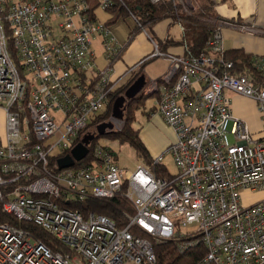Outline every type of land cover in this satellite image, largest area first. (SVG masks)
Returning a JSON list of instances; mask_svg holds the SVG:
<instances>
[{
	"label": "built area",
	"instance_id": "2783aa9c",
	"mask_svg": "<svg viewBox=\"0 0 264 264\" xmlns=\"http://www.w3.org/2000/svg\"><path fill=\"white\" fill-rule=\"evenodd\" d=\"M170 1L185 13L199 6L197 0ZM114 4L0 0V213L13 220H0V264H157L150 238L174 240L179 253L202 243L206 253L200 264H264V198L241 202L243 190H264V139L253 137L233 115L226 93L255 100L264 121V56H252L259 81L249 73H232L233 61L223 59L221 28L230 24L227 20L215 22L199 54L185 43L184 53L162 51L152 38L153 50L139 61H169L161 81L150 82L145 93L154 97L156 112L175 132V140L151 165L164 166L163 158L170 155L173 173L164 166L156 174L146 164L124 171L98 143L90 163L58 167V158L90 132L120 86L112 73L123 46L96 15ZM128 15L144 29L132 11ZM97 38L104 67L96 62ZM115 195L133 208V214L122 212L125 226L72 207ZM15 222L40 226L69 251L52 250Z\"/></svg>",
	"mask_w": 264,
	"mask_h": 264
},
{
	"label": "trees",
	"instance_id": "16d2710c",
	"mask_svg": "<svg viewBox=\"0 0 264 264\" xmlns=\"http://www.w3.org/2000/svg\"><path fill=\"white\" fill-rule=\"evenodd\" d=\"M198 8L190 10L189 13L181 11V7L174 5L170 0H162L157 4L151 3L149 0H115L114 6L107 12H111L112 17L106 21L108 25L113 23L118 16H128V11H132L137 17L138 21L149 28L151 32V27L153 24L160 20L168 19L171 23H176L180 21L183 26V33L179 41H160L158 40V46L163 50L168 45L174 44H186L187 48L193 54H199L200 52L206 50V43L209 36L212 34L213 28L215 27V22L217 20H225L219 18L215 15L213 11V0H197ZM91 9L97 7L96 1L91 5ZM133 31L130 32L132 34ZM152 34V33H151ZM156 40V41H157ZM152 58L145 59L138 64V68L133 73L129 81L119 86L110 96L109 103L105 111L100 113L94 119L90 132L94 133L95 138L88 144V154L86 157L75 162V166H83L93 159L92 149L97 143V140L102 135L97 134L94 129L99 121L106 119L107 116L111 115V107L114 99L121 95L126 87L140 74H145L143 67ZM223 59L231 60L234 63L232 73H249L256 81H259L257 72L253 67L252 55L244 52L242 49H225L223 54ZM146 76V75H145ZM146 85L149 81L146 77ZM157 82L161 81V77L156 79ZM152 98V95H148L142 89L135 97L127 99L123 105V125L119 130L113 132H107L103 135L115 138L120 143H128L132 146L138 157L143 158L147 164L150 165L151 170L158 174L163 173L165 168L160 165H151L152 158L150 157L145 145L139 137L138 129H135L132 125L135 122V113L142 107L145 106L147 99ZM73 208H78L83 212H96L99 214H104L116 221L118 226H125L126 220L124 219L122 212L126 211L133 214V208L130 202L120 195H115L109 199H86L72 205ZM8 216H4L0 213V220L13 221ZM19 227L30 230L37 238H39L43 243H45L52 250H58L61 252H68L69 248L62 243H60L54 236L49 234L46 230L40 226L30 223V222H15ZM131 231L138 235L143 236L135 228H131ZM151 239V244L156 256L157 264H200L203 259L206 249L202 243H197L193 247L186 250L184 253H179L175 247V241H157ZM211 264V263H209Z\"/></svg>",
	"mask_w": 264,
	"mask_h": 264
},
{
	"label": "crops",
	"instance_id": "0c3cea01",
	"mask_svg": "<svg viewBox=\"0 0 264 264\" xmlns=\"http://www.w3.org/2000/svg\"><path fill=\"white\" fill-rule=\"evenodd\" d=\"M213 11L217 17L230 22L229 25H223L221 28L223 44L226 50L242 49L252 56H264V0H213ZM240 23L252 25L254 30L252 32L242 31L237 26ZM176 26H178V29L172 31L171 28ZM138 30L135 29L132 34H129L131 38L128 37L127 42L123 45L120 58L113 64L112 78L119 80L118 85L120 86L130 80L138 68L139 61L153 50V44L150 39L153 38L154 41L159 39L162 42L169 40L179 41L183 33L178 23H171L168 19L160 20L153 24L150 33H147L144 29L145 33L140 31L141 38L139 33L136 34ZM135 34L136 38L142 39V41L140 45L135 44L132 46L129 43ZM93 47L104 54L98 38L93 41ZM162 51L175 54L184 53V45L181 43L168 45ZM150 61L152 62H147L148 64L146 63L143 67L149 83L152 82L150 77H156L168 71V60L165 57H153ZM104 64L106 65V60L102 59L99 66H105ZM132 67L134 69L130 73H127L128 69ZM156 67L159 69L158 72L155 71ZM150 69L154 71L153 74H150ZM124 80L126 81L122 83ZM226 93L231 98L233 115L242 119L252 134L257 132L259 139H264V130H261L264 128V121L256 101L242 94L229 91H226ZM147 101L148 99L143 107L146 121L142 124L134 122L132 126L138 129L140 139L150 157L154 158L175 140V132L163 121L159 113L156 112L154 97L151 98L149 106H147ZM3 127L4 117L2 120L0 119V129ZM144 164L149 165L146 162Z\"/></svg>",
	"mask_w": 264,
	"mask_h": 264
},
{
	"label": "rangeland",
	"instance_id": "374dc122",
	"mask_svg": "<svg viewBox=\"0 0 264 264\" xmlns=\"http://www.w3.org/2000/svg\"><path fill=\"white\" fill-rule=\"evenodd\" d=\"M112 14L113 13H111V12H107L106 10H100V9L97 10V12H96L97 17L100 20L105 21V22L108 21L112 17ZM109 28L111 30V33L115 37L117 43L120 46H123L127 42L128 37L131 38V36H129V34L131 31L134 32L135 29H137V30L139 29L136 34L139 33L140 38L142 36L140 31L143 33L145 30L147 33H150V30L147 26L143 27L144 30L141 29L140 27H138L137 22L135 21V19L131 15L118 16L116 18V20L109 25ZM175 29H178V26L171 28L172 31H174ZM136 34L134 36H132V39L129 38L130 39L129 44H132V46L135 44H138V45L141 44L142 39L136 38ZM147 38H148V36H147ZM94 52H95V55L97 58L96 59L97 65L99 66V63H101L102 59H104V61L106 60L105 54H102L101 52H99V50L97 48H94ZM152 61H149L148 63H151ZM156 65H158V64H156ZM102 67H104V66H102ZM168 68H169V61H168L167 69ZM155 71L158 72L159 69L156 67ZM153 72L154 71L151 70L150 74H153ZM163 74L156 76V77H150V79H151V81H154L158 77H161ZM126 80L122 81V83H124ZM147 87H148V85H146L143 88V90L146 91ZM148 95H151V94H148ZM148 104H151V98L148 99L147 106H149ZM256 104H257V102H256ZM1 109L2 108L0 107V119L2 120L4 117V112ZM143 110H144V108L142 107L135 113V122H140L142 124L146 121V116H145ZM111 111H112V107H111ZM106 121H112L114 123V128H113L114 131L119 130L123 125V120L122 119L117 120V119L113 118L112 113H111V115L107 116L106 119L99 121V123L106 122ZM94 129L96 130V126ZM261 130H264V128H262ZM252 135L255 138H259V135H257V132L253 133ZM3 139H4V127L0 129V142H2ZM97 143L100 144L101 146H103L107 151L111 152L114 155L116 163L124 171L132 172L138 166L143 165L145 162V160L143 158L141 159L140 157L137 156L135 149L132 146H130L128 143H120L117 139L111 138V137H108L105 135H102L101 137H99L97 140ZM162 162L169 172L173 173L175 171V169H176L175 164L173 163L172 157L170 155H165ZM263 198H264V190L251 191L249 189H246V190H243L241 192V202L243 205L253 204L254 202L259 201ZM190 228H195V226L193 225ZM181 229L183 231L187 230V228H181Z\"/></svg>",
	"mask_w": 264,
	"mask_h": 264
},
{
	"label": "water",
	"instance_id": "95a60500",
	"mask_svg": "<svg viewBox=\"0 0 264 264\" xmlns=\"http://www.w3.org/2000/svg\"><path fill=\"white\" fill-rule=\"evenodd\" d=\"M145 74L138 75L124 90V92L117 96L112 103V117L120 120L123 116V105L127 99L135 97L146 86ZM114 123L106 121L96 124V132L103 135L107 132L114 131ZM94 133H85L80 141H78L69 151L68 154L58 158L57 164L59 168L70 167L75 162L81 161L88 153V144L95 138Z\"/></svg>",
	"mask_w": 264,
	"mask_h": 264
}]
</instances>
